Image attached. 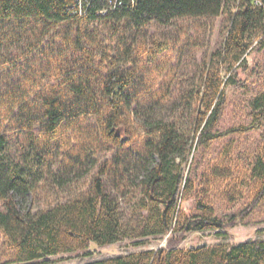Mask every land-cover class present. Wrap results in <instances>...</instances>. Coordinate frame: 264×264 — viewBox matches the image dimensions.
Wrapping results in <instances>:
<instances>
[{
    "label": "trees",
    "instance_id": "trees-1",
    "mask_svg": "<svg viewBox=\"0 0 264 264\" xmlns=\"http://www.w3.org/2000/svg\"><path fill=\"white\" fill-rule=\"evenodd\" d=\"M115 1L0 0V20L41 19L53 25L74 23L76 27L83 22L107 20L120 22L113 27V32H120L129 25L142 27L154 20L170 24L176 19L226 14L229 21L223 47L209 64L203 65V90L188 91L174 102L162 96L156 100L132 97L135 73L129 64L134 51L126 49L118 55V63L124 65L116 70L110 67L102 84V73L94 65H70L69 75L63 78L67 73H61V83L54 87L53 95L32 102L39 112L25 118L33 153L25 159V166L10 158L7 137L0 134V201L5 206L0 211V229L15 251L14 262L27 264L84 251L93 242L103 247L123 237H168L167 246L158 251L134 252L84 264H264V239L236 245L180 246L189 233H226L238 221L219 219L214 208L202 200L197 204L202 214L187 217L181 202L195 189L186 174L194 143L208 145L220 137L214 129L226 103L227 88L240 84L238 69L246 66V55L255 41L264 46V0H239L235 10L230 8L231 0ZM72 46L81 56L104 55L80 32L73 37ZM167 51L168 47L159 41L149 56L157 60ZM168 106L172 107L170 114L158 111ZM253 110V122L260 125L264 121V93L253 101ZM80 116H93L98 140L119 147L122 153L102 163L98 178L84 195L44 210H26L24 200L41 181L34 160L42 157V148L55 150L63 145L71 149V139L65 133L80 125L75 119ZM37 127L45 137L36 135ZM142 133L143 140L139 136ZM87 154L85 157L91 158ZM215 173L224 171L216 169ZM253 176L262 182L251 208L264 199L263 159L255 165ZM59 182L65 183L64 178ZM108 182L117 193L122 192L121 188H131L135 206L132 224H125L121 197L108 189Z\"/></svg>",
    "mask_w": 264,
    "mask_h": 264
},
{
    "label": "rangeland",
    "instance_id": "rangeland-1",
    "mask_svg": "<svg viewBox=\"0 0 264 264\" xmlns=\"http://www.w3.org/2000/svg\"><path fill=\"white\" fill-rule=\"evenodd\" d=\"M238 1L231 0V10L236 9ZM228 19V15L222 14L212 18L176 19L170 24L154 20L142 27L129 25L120 32H113V27L120 22L107 20L83 22L81 27L74 23L53 25L41 19L0 20V134L7 137L10 158L25 166V159L33 156L25 118L39 112L32 102L53 95L54 87L61 83V73H67L63 78L69 75L70 65H94L102 73L99 79L102 84L110 67L116 70L124 65L118 63V55L128 49L135 53L129 64L135 73L132 97L156 100L162 96L174 102L188 91L203 90V65L209 64L214 53L223 47ZM78 32L104 55L81 56L72 46ZM159 41L168 51L152 60L150 51ZM244 65L238 69L240 84L227 88L226 103L214 129L220 137L208 145L198 142L193 145L186 174L193 180L195 189L181 202L187 217L202 214L197 207L202 200L214 208L219 219L238 221L226 233H189L180 244L182 248L217 243L236 245L264 239V199L250 207L262 182L253 176V169L260 159L264 160V121L260 125L253 122V101L264 93V46L260 47L258 41L250 48ZM14 102H20L19 106L12 108ZM158 109L168 115L172 107ZM75 119L80 125L65 133L71 139L68 140L71 149L63 145L55 150L42 148V157L34 160L41 181L24 200L26 210H44L84 195L98 178L102 163L122 153L119 147L98 140L95 128L98 125L93 116ZM35 133L45 137L40 127L35 128ZM139 136L141 140L145 138L144 133ZM88 147L90 151H86ZM85 152L91 158L85 157ZM216 169L224 173H215ZM61 177L65 183L59 182ZM108 189L121 197L123 220L127 226L132 224L135 206L131 188H121L122 192L117 193L108 182ZM2 210L5 206L0 201ZM165 239L123 237L103 247L93 242L87 250L27 264H84L134 252L158 251ZM14 259L15 251L0 229V264H19Z\"/></svg>",
    "mask_w": 264,
    "mask_h": 264
},
{
    "label": "built area",
    "instance_id": "built-area-1",
    "mask_svg": "<svg viewBox=\"0 0 264 264\" xmlns=\"http://www.w3.org/2000/svg\"><path fill=\"white\" fill-rule=\"evenodd\" d=\"M117 2H118V0L115 1V3H117ZM115 6H116V5H115ZM80 14L82 15L83 12L81 11ZM167 241H168V237H166V239H165V244H164L163 247H166V246H167Z\"/></svg>",
    "mask_w": 264,
    "mask_h": 264
}]
</instances>
